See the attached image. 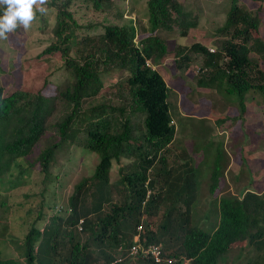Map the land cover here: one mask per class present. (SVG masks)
I'll return each mask as SVG.
<instances>
[{
  "label": "trees",
  "instance_id": "16d2710c",
  "mask_svg": "<svg viewBox=\"0 0 264 264\" xmlns=\"http://www.w3.org/2000/svg\"><path fill=\"white\" fill-rule=\"evenodd\" d=\"M120 1L48 0L57 12L54 39L36 59L60 54L67 76L35 93H4L0 85V179L14 165L22 168L20 159L31 155L50 130L56 141L39 155L44 173L64 143L77 142L100 157L94 173L74 188L67 207L57 206L48 222L31 224L22 241L23 263L158 264L126 257L142 224L141 242L162 244L165 256L177 264L226 262L246 244L257 248L247 264H264L259 252L264 191L245 186L222 194L228 186L221 181L225 167L215 166L207 176L211 194L217 195L216 225L206 229L199 224L195 207L203 172L183 146L182 160L169 161L177 133L173 91L159 68L147 64L171 56L181 68L201 61L196 73L201 88L225 86L244 103L248 91L264 92V0H252V9L232 0L225 25L215 32L223 39L220 46L195 42L174 51L158 32L178 28L188 36L198 27L199 14L179 0H147L148 24L140 32L138 18H131L134 8L122 10ZM109 74L112 83L104 81ZM118 257L122 262L113 263ZM20 263V256L0 255V264Z\"/></svg>",
  "mask_w": 264,
  "mask_h": 264
},
{
  "label": "rangeland",
  "instance_id": "374dc122",
  "mask_svg": "<svg viewBox=\"0 0 264 264\" xmlns=\"http://www.w3.org/2000/svg\"><path fill=\"white\" fill-rule=\"evenodd\" d=\"M179 1L186 10L199 14L200 23L188 36H182L178 28L158 32L167 40L170 50L174 51L179 45L190 47L195 42L220 46L223 39L215 32L225 25L232 0ZM239 1L244 7L253 8L254 1ZM146 3L147 0L118 2L122 10L127 6L134 8L131 18H138L139 30L148 24ZM44 7L46 11L37 12L27 29L20 26L8 34L7 39H0V85L4 93L15 89L35 93L46 82L57 84L67 76L62 69L64 63L60 54L36 59L54 39L57 12L47 4ZM129 19L127 17L124 21ZM262 27L264 34V24ZM253 58L255 60L257 56ZM154 63L173 91L170 101L177 133L169 161L182 160L181 146L192 151L195 166L203 172L195 218H200L202 227L211 229L217 220V209L214 210L217 195L210 192L207 171L215 166L225 167L221 181H226L228 186L222 194L237 193L245 186L264 191V92L250 90L242 103L240 97L225 86L201 88L198 85L196 73L201 61L181 68L171 56ZM104 81L112 83L113 75H105ZM50 137H56L51 130L31 155L20 159L22 168L14 165L11 172L0 179V255L7 258L20 256V264H24L22 241L31 224L48 222L57 206L67 207L74 188L83 178L94 173L100 158L77 142L64 143L56 152L49 171L44 173L39 155L53 140ZM118 178L119 172L114 166L113 180ZM16 182L21 184L19 188H14ZM256 252L255 246L246 244L234 249L228 255V261L219 264H247L248 256L253 257ZM259 252L264 256V247ZM258 260L262 262L263 257Z\"/></svg>",
  "mask_w": 264,
  "mask_h": 264
},
{
  "label": "clouds",
  "instance_id": "9594fccd",
  "mask_svg": "<svg viewBox=\"0 0 264 264\" xmlns=\"http://www.w3.org/2000/svg\"><path fill=\"white\" fill-rule=\"evenodd\" d=\"M47 3L48 0H0V6H5L0 15V39H7L20 26L27 29L37 12L46 11Z\"/></svg>",
  "mask_w": 264,
  "mask_h": 264
},
{
  "label": "built area",
  "instance_id": "2783aa9c",
  "mask_svg": "<svg viewBox=\"0 0 264 264\" xmlns=\"http://www.w3.org/2000/svg\"><path fill=\"white\" fill-rule=\"evenodd\" d=\"M147 64L152 68H156L155 65L152 64L151 60L147 61ZM79 228L81 229V223L79 224ZM143 230V225L138 226V233L135 235L134 242L128 249L126 257L130 259H138V258H146L154 261L155 263L160 264H175L176 259L171 257H166L162 244H144L141 242V232ZM124 248L121 245L119 251H122ZM123 257L116 258L113 263L122 262ZM189 261L186 260L185 264H188ZM177 264V263H176Z\"/></svg>",
  "mask_w": 264,
  "mask_h": 264
}]
</instances>
